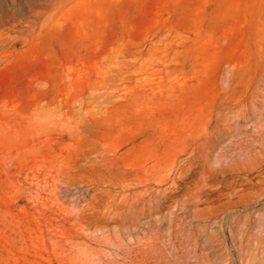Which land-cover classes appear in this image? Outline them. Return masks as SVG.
<instances>
[{
    "label": "rangeland",
    "instance_id": "rangeland-1",
    "mask_svg": "<svg viewBox=\"0 0 264 264\" xmlns=\"http://www.w3.org/2000/svg\"><path fill=\"white\" fill-rule=\"evenodd\" d=\"M0 35V264H264V0H0Z\"/></svg>",
    "mask_w": 264,
    "mask_h": 264
},
{
    "label": "bare ground",
    "instance_id": "bare-ground-1",
    "mask_svg": "<svg viewBox=\"0 0 264 264\" xmlns=\"http://www.w3.org/2000/svg\"><path fill=\"white\" fill-rule=\"evenodd\" d=\"M1 36V35H0ZM2 47V46H1ZM2 60V59H1ZM1 62H3V60L1 61Z\"/></svg>",
    "mask_w": 264,
    "mask_h": 264
}]
</instances>
